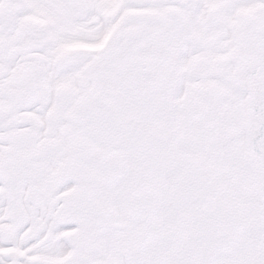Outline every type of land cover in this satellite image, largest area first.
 I'll use <instances>...</instances> for the list:
<instances>
[{
  "label": "snow or ice",
  "instance_id": "6c2138e0",
  "mask_svg": "<svg viewBox=\"0 0 264 264\" xmlns=\"http://www.w3.org/2000/svg\"><path fill=\"white\" fill-rule=\"evenodd\" d=\"M0 264H264V0H0Z\"/></svg>",
  "mask_w": 264,
  "mask_h": 264
}]
</instances>
